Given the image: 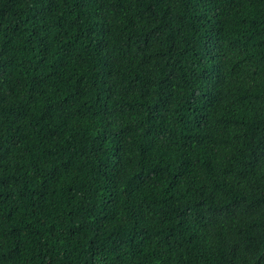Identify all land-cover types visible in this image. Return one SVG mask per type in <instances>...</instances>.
I'll return each instance as SVG.
<instances>
[{
  "label": "trees",
  "instance_id": "obj_1",
  "mask_svg": "<svg viewBox=\"0 0 264 264\" xmlns=\"http://www.w3.org/2000/svg\"><path fill=\"white\" fill-rule=\"evenodd\" d=\"M0 264H264V0H0Z\"/></svg>",
  "mask_w": 264,
  "mask_h": 264
}]
</instances>
